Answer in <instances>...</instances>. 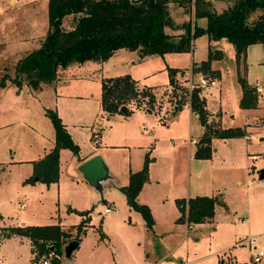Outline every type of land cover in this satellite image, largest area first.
Masks as SVG:
<instances>
[{
  "label": "rangeland",
  "instance_id": "374dc122",
  "mask_svg": "<svg viewBox=\"0 0 264 264\" xmlns=\"http://www.w3.org/2000/svg\"><path fill=\"white\" fill-rule=\"evenodd\" d=\"M171 1L184 9L177 6L174 19L183 16L185 22H197L193 0ZM212 1L220 11L230 0ZM259 12H252L250 19ZM47 18V0H0V81H5L0 84V227L18 226L22 219L28 225L60 223L69 228L87 217L73 259L62 254L58 264H219L222 258L224 263L264 264L251 261L246 240L253 237L257 248L264 250V179L258 178L264 170V41L249 44L245 63L239 66L250 84L258 80L263 88L258 95L260 109L257 102L256 109L248 111L239 104L242 88L232 42L226 37L209 39L206 33L196 35L189 50L140 58L135 50L116 49L104 61L71 64L58 69L52 80L41 79L32 86L25 73L16 76L15 68L41 44ZM63 22L69 28L72 15ZM200 22L205 24L206 18ZM209 49H220L223 56L211 61L220 79L204 85L205 107L222 128L243 127L248 138L214 137L211 157L195 159L193 140L203 134V126L189 107L188 93L181 95V89L190 92L183 79L176 78L177 89L167 87L160 97L156 95L151 109L146 98L141 105L146 109H131L125 117H109L102 109L103 78L128 73L141 85L163 91L162 86L170 84L169 68L190 67L207 58ZM200 74L211 79L198 72L193 80ZM184 99L175 113L174 106ZM47 111L57 113L78 149L59 150L55 183H32L27 179L33 174V162L55 141ZM95 151L123 185L129 183L130 172L141 170L148 160V178L136 198L149 208L150 229L119 187L106 192L102 202L83 181L77 162ZM194 191L217 196L222 203L216 205L211 221L188 227L177 222L176 200L189 198ZM21 199L27 206L20 212ZM29 256L26 243L8 240L0 246L5 264H28Z\"/></svg>",
  "mask_w": 264,
  "mask_h": 264
},
{
  "label": "trees",
  "instance_id": "16d2710c",
  "mask_svg": "<svg viewBox=\"0 0 264 264\" xmlns=\"http://www.w3.org/2000/svg\"><path fill=\"white\" fill-rule=\"evenodd\" d=\"M194 17H205L206 25L201 26L196 21L184 22L183 31L171 34L166 31V26L173 25L168 10L171 0H47L48 4V29L41 44L23 56L15 68V74L25 73L32 86H36L41 79L52 80L57 75L58 69H64L71 63H83L89 59L104 61L109 55L119 48L137 50L140 56L150 54H164L165 52L189 50L192 40L201 33H206L209 39L226 37L233 44L236 53L238 81L242 88L239 104L243 109H256L258 91L250 84L245 75L239 70L240 64L245 63L246 49L251 43L264 41V0H230L222 10L214 9L212 0H193ZM260 10L255 18L250 19V14ZM72 15V24L65 27L63 20ZM208 57L191 64V71L202 72L211 79L220 76V71L211 67V61L221 58L220 49H209ZM179 68H169L170 84L174 89L179 87L176 74ZM16 82L20 84V79ZM5 84L4 80L0 81ZM181 95L188 93L189 106L198 114L201 125L204 126L203 134L196 141L194 152L195 159H209L212 148L210 140L214 137L232 139L247 136V130L237 126L222 128L218 122H209V112L205 107L204 96L201 88L197 86L188 92L181 89ZM102 109L110 114L120 113L122 105L133 103L136 107L142 105L146 98L151 109L155 101V93L150 85L140 86L138 80L128 73L124 75L108 76L101 81ZM185 103L180 100L176 105ZM132 110L129 109L127 114ZM55 129L53 148L43 157L34 161L33 178L50 184L55 183L59 176V150L78 147L72 142L55 111H47ZM264 119V118H263ZM148 160L144 167L136 172H130L127 186L120 187L128 204L142 214L146 219L147 228H151L153 218L150 216L148 206L138 204L137 194L148 178ZM179 215L177 222H186L188 226L211 221L215 214L217 204L222 203L220 198L198 195L176 200ZM87 215L86 212L82 213ZM87 217L75 225V236L57 225H25L9 226L4 228L3 237L11 235L26 236L31 241V253L34 254L33 262L47 256L50 252L57 255L52 258V264L60 262L62 246L72 239H81L86 232ZM225 264H246L245 262H232Z\"/></svg>",
  "mask_w": 264,
  "mask_h": 264
},
{
  "label": "crops",
  "instance_id": "0c3cea01",
  "mask_svg": "<svg viewBox=\"0 0 264 264\" xmlns=\"http://www.w3.org/2000/svg\"><path fill=\"white\" fill-rule=\"evenodd\" d=\"M172 2V3H171ZM170 3H169V5H168V10H169V14H170V16H171V18L173 19V25L172 26H166L165 27V29H166V31L167 32H169V33H171V34H177V33H180V32H182L183 31V23L185 22V19H184V17L182 16V18H181V20H177V19H174V15H175V12L177 11V6H179L180 7V10L181 11H183L184 9H183V5H181V4H178L176 1H171ZM171 4H173V7H170V5ZM184 13V12H183ZM183 13H182V15H183ZM200 20H201V17H197V22H198V24L199 25H201V26H205L206 25V23L205 24H203V23H201L200 22ZM206 21H207V19H206ZM200 22V23H199ZM209 38V37H208ZM233 45V44H232ZM124 48V47H123ZM119 49H122V48H119ZM233 50H234V47H233ZM136 52H137V54L139 55V53H138V51L137 50H135ZM165 53H167V52H165ZM234 53H235V50H234ZM151 55H153V54H150V55H145V56H140V58L142 57V58H146V57H149V56H151ZM112 57V56H111ZM110 57V58H111ZM109 58V59H110ZM235 58H236V53H235ZM206 59V58H205ZM200 60H202V59H200ZM95 60H93V59H89L88 61H86L87 63L89 62H94ZM195 61H199V60H195ZM84 63V62H83ZM96 63V62H95ZM212 64H211V67H213V68H216V69H218V67H216V66H213V62H211ZM71 64H76V63H71ZM70 64V65H71ZM178 67V66H177ZM176 67V68H177ZM179 68V70H177V75H176V78L177 79H183L184 80V83H188L189 82V80L188 79H190V80H193L194 79V76H195V74H198V72H195V73H193L192 71H191V66L190 67H178ZM220 77V76H219ZM219 77H214V82H213V84H216L217 83V81L220 79ZM136 79V78H135ZM138 80V83H139V79H137ZM251 83V82H250ZM213 84H211V85H213ZM139 85L140 86H142L140 83H139ZM152 87V90L154 91V93H155V96L157 95L158 97H160V95L161 94H163L164 93V89H166L167 87L169 88V87H171V84H167V85H164V86H162V90L163 91H159V90H157V88L155 87V86H151ZM205 86H201V95L202 96H204L205 94H204V91H205ZM101 91V90H100ZM165 95V94H164ZM242 95V94H241ZM165 97V96H164ZM100 98H101V93H100ZM165 101H167V100H165ZM186 101V100H185ZM169 103V102H168ZM184 103H181V105H183ZM100 105H101V103H100ZM167 106V105H166ZM188 106V105H187ZM258 106H259V109H260V104H259V102H258ZM102 107V106H101ZM190 107V106H189ZM129 109L131 110V109H133V110H144V109H146V107H141V106H139V107H136L133 103H129V104H127V110L129 111ZM167 109L168 110H170L169 109V107L167 106ZM174 112L175 113H178V111H179V109H178V107H177V105H175L174 106ZM190 109H191V107H190ZM249 110H252V109H249ZM248 110V111H249ZM148 112L149 113H152L153 111L152 110H148ZM155 113V112H154ZM192 113L194 114V117L195 118H198V114L196 113H194L193 111H192ZM119 115L120 114V116H122V117H125L126 115H128V114H123L122 112L121 113H113V114H109L108 113V115H109V117H114L115 115ZM209 115L210 116H208V121L209 122H214V121H216V119H215V117H213V114L212 113H210L209 112ZM210 120H212V121H210ZM243 125H247V124H243ZM247 130V129H246ZM203 132H204V126H203ZM93 137H95V136H93ZM194 141V143L197 141V139L196 140H193ZM189 142H191V141H189ZM53 148V147H52ZM51 149V148H50ZM195 152V151H194ZM46 154V153H45ZM44 154V155H45ZM94 155H99V156H101L102 157V159L104 160V158H103V156L100 154V153H98L97 151H95V152H91V154H89V155H87L86 157H84V158H82V159H80V161H78L77 162V171L79 172V174L81 175V177H82V179H83V181L84 182H86V180L83 178V176H82V173L78 170V166L82 163V162H84V161H86V160H88V159H90L92 156H94ZM104 162H105V160H104ZM105 164H106V162H105ZM107 166H108V164H107ZM108 168H109V170H110V174H111V177L109 178V180H107L108 182L104 185V190H103V195L106 193V192H108L109 190H111L113 187H123V186H127V185H123L122 184V182L118 179V177H117V175L114 173V172H112V170H111V168H110V166H108ZM37 181H33L32 183H36ZM86 184L90 187V188H93V190L98 194V195H100L95 189H94V187L93 186H90L89 185V183L88 182H86ZM205 184H207V183H205ZM195 192H197V191H194L193 193H191L192 194V196H190L189 195V197H194V196H198V195H195V194H197V193H195ZM208 196V195H207ZM101 197V196H100ZM101 201L103 202L104 201V199H103V196L101 197ZM26 206H27V204H26V201L24 200V199H21V202H19L18 204H17V208H18V210L21 212V210H23V209H25L26 208ZM2 214H1V212H0V222H1V220H2ZM57 224H59L64 230H66V231H69L70 233H73V232H75V225H72L71 227H69V228H66V227H64L62 224H60V223H57ZM57 224H39V225H57ZM25 225H28V224H26L25 223V221L24 220H20V222H19V224H18V226H25ZM39 225H34V226H39ZM6 227H8V226H5L4 225V227H0V246H4V244L5 243H7L8 242V240H14L15 241V243H18V244H22V243H26V244H28V249H29V254H30V256H29V260H28V264L30 263V264H36L35 262H33V258H34V254H32L31 253V248H32V245H31V241H30V239L28 238V237H26V236H18V235H11V236H9V237H3V232H4V228H6ZM189 227V226H188ZM82 237V236H81ZM80 246V240H79V245H78V247ZM77 247V248H78ZM76 248V249H77ZM75 249V250H76ZM75 251H73V255H72V259H73V256H74V253ZM4 255V254H3ZM4 256H6V258H8V256L7 255H4ZM71 259V260H72ZM223 259V258H222ZM221 259V260H222ZM7 260H9V259H7ZM4 263V262H3ZM219 263V262H218ZM5 264V263H4Z\"/></svg>",
  "mask_w": 264,
  "mask_h": 264
},
{
  "label": "water",
  "instance_id": "95a60500",
  "mask_svg": "<svg viewBox=\"0 0 264 264\" xmlns=\"http://www.w3.org/2000/svg\"><path fill=\"white\" fill-rule=\"evenodd\" d=\"M123 114H127V105H122L119 109ZM78 170L82 173L83 178L90 186H93L94 189L103 196L104 185L108 182L111 177L110 170L105 164L104 160L99 155H94L90 159L82 162L78 166ZM258 178L260 180L264 179V170H262ZM33 181H38L37 177L33 178ZM79 240L73 239L68 241L62 246V253L64 258L71 260L73 251L78 247ZM219 264H225L223 260H220Z\"/></svg>",
  "mask_w": 264,
  "mask_h": 264
},
{
  "label": "built area",
  "instance_id": "2783aa9c",
  "mask_svg": "<svg viewBox=\"0 0 264 264\" xmlns=\"http://www.w3.org/2000/svg\"><path fill=\"white\" fill-rule=\"evenodd\" d=\"M214 82V78L213 79H206V77L204 76H198L195 81L194 80H189L188 83V87L189 90L191 91V89L197 87V86H204L206 84H213ZM253 85L255 86V88L257 89V91L259 92V96H260V92H262V87H261V83L257 80L256 83H253ZM244 138H248L247 136H245ZM110 211L109 208L105 209V213H108ZM249 242V249H251L252 254L250 255V259L252 262L256 263V262H260L262 260H264V250L257 248L256 244H255V239L252 237H248V239H246ZM53 257H57V255L52 254V252H50L47 256H44L39 263L36 264H52V258ZM0 264H4L3 260L0 258Z\"/></svg>",
  "mask_w": 264,
  "mask_h": 264
}]
</instances>
